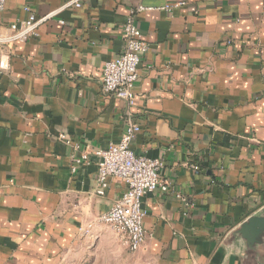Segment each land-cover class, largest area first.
I'll return each mask as SVG.
<instances>
[{
  "label": "crops",
  "instance_id": "obj_1",
  "mask_svg": "<svg viewBox=\"0 0 264 264\" xmlns=\"http://www.w3.org/2000/svg\"><path fill=\"white\" fill-rule=\"evenodd\" d=\"M68 1L7 0L1 21ZM139 5L153 9L135 21L149 49L128 106L101 74ZM1 60L0 264H264V0H85ZM129 123L131 150L162 162L169 190L143 197L145 241L125 254L97 222L123 182L100 197L98 159L71 166L76 146L105 149Z\"/></svg>",
  "mask_w": 264,
  "mask_h": 264
},
{
  "label": "built area",
  "instance_id": "obj_2",
  "mask_svg": "<svg viewBox=\"0 0 264 264\" xmlns=\"http://www.w3.org/2000/svg\"><path fill=\"white\" fill-rule=\"evenodd\" d=\"M84 1L69 0L58 9L39 17L29 7H24L23 18L4 24L1 17L7 0H0V46L11 47L25 42L31 36L35 37L41 24L56 17L65 9H81ZM179 5L183 3L165 5L159 9L170 10ZM151 10H153L151 7L139 5L129 11L121 28L124 48L119 55L107 61L102 69V91L124 101L128 106L134 104L138 67L149 49L135 21L139 14ZM59 23L64 24L63 21ZM8 68L9 64L1 60L0 74ZM139 131L138 125L129 123L119 142L110 143L105 149H96L92 153L86 148L82 150L80 146H76L79 154L73 159L71 166L74 173L91 155L98 159L94 192L100 197L105 196L112 179L123 182L125 189L122 195L106 213L97 218V222L121 234L130 252L141 249L145 241L143 220L146 211L142 206L143 197L156 191L166 193L169 190V182L158 175L162 162L159 159L135 155L131 150V140Z\"/></svg>",
  "mask_w": 264,
  "mask_h": 264
},
{
  "label": "rangeland",
  "instance_id": "obj_3",
  "mask_svg": "<svg viewBox=\"0 0 264 264\" xmlns=\"http://www.w3.org/2000/svg\"><path fill=\"white\" fill-rule=\"evenodd\" d=\"M120 237H122V235L120 234ZM127 248V247H126ZM111 252V253H110ZM109 253H110V255H112V254H116V251H110ZM120 253V252H119ZM130 253V251L129 250H125V254H129ZM108 264H117L116 263V260L113 258H111V256H110V261H109V263ZM125 264H138V260L137 259H133V258H130L128 255H126V257H125ZM146 264V263H145Z\"/></svg>",
  "mask_w": 264,
  "mask_h": 264
},
{
  "label": "water",
  "instance_id": "obj_4",
  "mask_svg": "<svg viewBox=\"0 0 264 264\" xmlns=\"http://www.w3.org/2000/svg\"><path fill=\"white\" fill-rule=\"evenodd\" d=\"M253 220H254V219H253ZM250 222H252V219H251L248 223H250ZM248 223H246V224H248ZM246 224H243L242 227H243V228H244V227L246 228V226H247Z\"/></svg>",
  "mask_w": 264,
  "mask_h": 264
}]
</instances>
